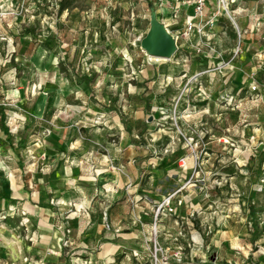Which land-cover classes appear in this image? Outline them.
Returning a JSON list of instances; mask_svg holds the SVG:
<instances>
[{"label":"rangeland","instance_id":"rangeland-1","mask_svg":"<svg viewBox=\"0 0 264 264\" xmlns=\"http://www.w3.org/2000/svg\"><path fill=\"white\" fill-rule=\"evenodd\" d=\"M163 1L0 0L1 242L37 229L13 203L37 192L29 167L84 184L108 170L125 185L103 216L121 241L106 264H264V0H207L190 33L160 17L166 60L140 48ZM63 191L40 223L63 234L62 264H98L67 238L93 190Z\"/></svg>","mask_w":264,"mask_h":264},{"label":"crops","instance_id":"crops-1","mask_svg":"<svg viewBox=\"0 0 264 264\" xmlns=\"http://www.w3.org/2000/svg\"><path fill=\"white\" fill-rule=\"evenodd\" d=\"M169 2L172 3V6H176L174 0H169ZM188 15H192L190 7L180 8L179 18L177 24H175L171 19L170 12L164 9L158 12L157 19L160 20V17H163L171 25L184 27L183 23ZM56 82L58 83L59 79H56ZM10 92V90H6L5 95H9ZM2 93L3 89L0 91L1 95H3ZM2 107L0 108V124L3 122L5 114H7L5 106ZM36 170L38 175L35 174ZM27 173L29 174L28 180L21 181L22 187L28 185L30 189H36L37 192H27L23 195V200L13 203L22 206V215L24 216L21 219L32 226L35 223V228L37 229L30 230L28 227L23 235L4 233L3 237L7 241H0V264H62L59 259V252L62 250L60 239L63 234L61 231L51 230L44 223H40L47 220L49 215L59 217L60 206L66 202V200L56 194V190L59 187H63L64 191L69 188L77 190L89 188L93 190L92 197L87 202V210L84 211L88 217L87 228L82 230L81 233L78 230L77 232L69 230L67 238L70 239L69 245L73 247V250L76 249L77 252H90L92 254L87 261H96L98 264L110 262L111 252L121 248V241L112 245L106 241L109 236L102 231V225H104L105 221L103 216H105V209L108 207L110 199L114 197V193L124 188L125 182L121 176L108 170H102L98 171L101 174L98 176L97 173L95 182L84 184L80 182V178L69 181L63 176V170L57 172L52 166H39L37 169L29 167ZM19 174L23 175L24 173L19 171ZM17 176L16 178H18ZM14 184L17 186L18 182L14 181ZM6 202H8V205L12 203L10 200ZM72 202L78 205L80 200ZM84 238H86V241L82 242Z\"/></svg>","mask_w":264,"mask_h":264},{"label":"water","instance_id":"water-1","mask_svg":"<svg viewBox=\"0 0 264 264\" xmlns=\"http://www.w3.org/2000/svg\"><path fill=\"white\" fill-rule=\"evenodd\" d=\"M140 48L148 56L157 59H171L177 52L175 39L157 19L154 9L149 16V29L140 41Z\"/></svg>","mask_w":264,"mask_h":264},{"label":"built area","instance_id":"built-area-1","mask_svg":"<svg viewBox=\"0 0 264 264\" xmlns=\"http://www.w3.org/2000/svg\"><path fill=\"white\" fill-rule=\"evenodd\" d=\"M176 2V6H172L171 8L165 7V2L163 1L161 4V8L159 9V12L163 11L166 9L167 12H170L171 19L172 21L177 24V20L179 18L180 14V8H187L190 7L192 10V15L191 16H186L184 23H183V28L187 31V33L193 32V30L196 27L197 21H199L204 13V10L206 9V3L207 0H174ZM164 6V7H162ZM179 167H183L185 165V159H181L178 163ZM172 198H168L166 201V210L167 214H173L175 211V207H173L172 204ZM181 201H177V206L181 205ZM155 264H167L166 261L161 258V259H156Z\"/></svg>","mask_w":264,"mask_h":264},{"label":"bare ground","instance_id":"bare-ground-1","mask_svg":"<svg viewBox=\"0 0 264 264\" xmlns=\"http://www.w3.org/2000/svg\"><path fill=\"white\" fill-rule=\"evenodd\" d=\"M147 55V54H146ZM148 56V55H147ZM148 57H150V56H148Z\"/></svg>","mask_w":264,"mask_h":264}]
</instances>
